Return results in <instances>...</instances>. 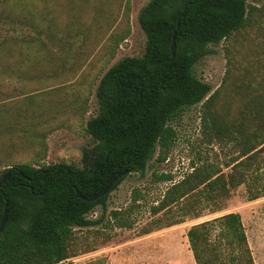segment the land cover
I'll list each match as a JSON object with an SVG mask.
<instances>
[{
  "label": "trees",
  "instance_id": "obj_1",
  "mask_svg": "<svg viewBox=\"0 0 264 264\" xmlns=\"http://www.w3.org/2000/svg\"><path fill=\"white\" fill-rule=\"evenodd\" d=\"M250 1L149 0L139 9L136 20L145 38L143 51L137 57L118 59L96 81L95 114L82 126L88 143L82 150L80 166L55 163L34 167L17 163L1 172L0 220L4 210L6 216L0 232V264H59L78 251H92L94 243L87 239L106 240L108 235L103 231L112 224L128 228L129 221L116 210L109 211L102 223L109 192L85 202L74 196V190L86 197L98 192L122 170L128 171L126 175H142L151 160L162 163L175 139L172 124L195 105H199L202 137L230 154L222 164L226 172L212 162H190V172L164 190L150 208L151 214L171 215L172 220L164 224L168 227L183 222L184 217L197 220L206 208L209 214L220 212L222 202L239 186H243L247 201L264 196V60L258 70L240 63L247 74L242 78L236 76L231 62L232 49L238 53L244 47L241 34L251 27L253 14L264 15V6L257 8ZM111 12L107 11L105 18L110 23L116 16L115 11L110 16ZM23 24L31 28L34 25L29 19ZM70 26H64L66 39L74 31ZM46 31L52 39L49 24ZM74 33L81 35L79 27ZM124 37L116 34L108 49L117 47ZM171 39L175 46L173 58ZM31 40L24 42L29 44ZM221 41L231 46L225 51L227 70L219 86L210 92L209 86L194 76L192 68L208 53V46ZM58 69L56 75L61 74ZM83 71L84 67L79 75L84 78L76 81L83 87L77 98L79 107L66 103L69 117L85 113L93 80H87L89 72ZM61 109L62 105H58L53 110V121H62ZM126 175L119 177L110 191ZM153 177L156 182L172 180L170 174ZM133 193L134 205L138 195ZM97 206L101 210L99 217L87 218ZM96 225L103 229L94 228ZM185 237L194 264H253L237 213L193 224ZM83 264H104V258Z\"/></svg>",
  "mask_w": 264,
  "mask_h": 264
},
{
  "label": "rangeland",
  "instance_id": "obj_2",
  "mask_svg": "<svg viewBox=\"0 0 264 264\" xmlns=\"http://www.w3.org/2000/svg\"><path fill=\"white\" fill-rule=\"evenodd\" d=\"M148 1L0 0V174L8 165L17 163L34 167L55 163L80 166L82 150L88 143L82 126L95 114L93 91L96 81L118 59L141 55L145 38L136 16ZM249 3L257 8L264 6V0ZM111 10L110 16L114 11L116 14L112 23L105 21L107 11ZM25 17L32 20L33 28L23 24L27 22ZM47 24L53 31L52 39L47 37ZM68 24L70 31H74L66 39L64 26ZM77 27L80 36L74 33ZM114 33L125 35V39L117 47L108 49ZM27 39H32L29 44L25 43ZM241 41L244 47L238 53L232 49L231 62L236 68V76L242 78L247 74L243 73L240 63L258 70V64L264 60V15L253 14V23L241 34ZM230 48L227 41L208 46V53L192 68L194 76L206 83L210 92L219 86L225 75V51ZM105 49L108 51L101 53ZM242 50L250 53L244 54ZM83 67L84 74L89 72L87 80H93L85 113L69 117L67 101L77 108L80 104L77 98L82 95L83 87L77 86L76 81L84 78L79 75ZM58 68L60 75H56ZM60 86L65 88L59 89ZM58 105H62V121H53V110ZM198 112L199 105L192 106L172 124L175 139L162 163L155 164L151 160L142 175H126L107 194L102 223L109 211L116 210L130 226L119 228L112 224L103 231L108 235L106 240L87 239L94 243L92 251L84 254L78 251L77 255L59 264H83L97 257L104 258V264H194L186 230L193 224L225 213L239 215L253 264H264V196L247 201L243 186L237 187L222 202L220 212L209 214L206 208L197 220L184 217L183 222L164 227L172 220L171 215L151 214L150 208L164 190L190 172V162H212L226 172L222 164L230 154L205 141L200 133ZM153 174H170L172 180L156 182ZM133 192L138 195L134 205L131 201L135 196ZM100 214L97 206L87 218L93 220ZM94 228L103 229L100 225ZM79 232L84 233L83 230Z\"/></svg>",
  "mask_w": 264,
  "mask_h": 264
},
{
  "label": "water",
  "instance_id": "obj_3",
  "mask_svg": "<svg viewBox=\"0 0 264 264\" xmlns=\"http://www.w3.org/2000/svg\"><path fill=\"white\" fill-rule=\"evenodd\" d=\"M174 50H175L174 41H173V39H171V42H170V54H171V58H173V56H174ZM127 173H128V171H126V170H122L121 172L117 173L115 176H113V177L109 180V182H108L103 188H101L98 192H96V193H94V194H91V195H89V196L83 197V196H82L77 190H74V196H75L76 198L82 200V201H85V202H92V201H95V200H97L98 198H100V197L106 195V194L110 191V189H111L113 183H114L119 177L124 176V175H126ZM7 175H8V173L5 174V176L3 177V180L6 179ZM5 214H6V211L4 210L3 215H2V218H1V220H0V232L2 231L3 226H4V224H5V216H6Z\"/></svg>",
  "mask_w": 264,
  "mask_h": 264
}]
</instances>
